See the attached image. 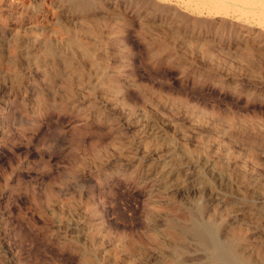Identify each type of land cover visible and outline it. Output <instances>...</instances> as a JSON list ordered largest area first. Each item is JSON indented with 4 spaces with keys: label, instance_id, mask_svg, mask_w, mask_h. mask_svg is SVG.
I'll return each instance as SVG.
<instances>
[{
    "label": "rangeland",
    "instance_id": "obj_1",
    "mask_svg": "<svg viewBox=\"0 0 264 264\" xmlns=\"http://www.w3.org/2000/svg\"><path fill=\"white\" fill-rule=\"evenodd\" d=\"M0 264H264V0H0Z\"/></svg>",
    "mask_w": 264,
    "mask_h": 264
},
{
    "label": "bare ground",
    "instance_id": "obj_2",
    "mask_svg": "<svg viewBox=\"0 0 264 264\" xmlns=\"http://www.w3.org/2000/svg\"><path fill=\"white\" fill-rule=\"evenodd\" d=\"M256 1V0H255ZM254 4V3H253ZM262 9V8H261ZM253 11V10H252ZM245 12V11H244ZM246 13V12H245ZM252 13V12H251ZM259 23V22H258ZM260 24V23H259ZM242 260L246 263L248 260L245 259L244 257L242 258Z\"/></svg>",
    "mask_w": 264,
    "mask_h": 264
}]
</instances>
